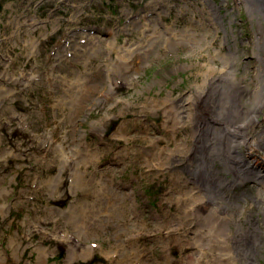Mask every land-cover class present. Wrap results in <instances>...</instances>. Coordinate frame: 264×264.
<instances>
[{
  "label": "rangeland",
  "instance_id": "obj_1",
  "mask_svg": "<svg viewBox=\"0 0 264 264\" xmlns=\"http://www.w3.org/2000/svg\"><path fill=\"white\" fill-rule=\"evenodd\" d=\"M154 1L0 0V264L219 263L203 211L204 100L190 99L201 93L200 54L165 39L129 53L109 46L146 44L155 29L144 23L158 14L162 34L174 11ZM216 1L247 21L237 0ZM205 14L191 33L220 43ZM250 41L246 86L258 66ZM74 243L92 253L74 256Z\"/></svg>",
  "mask_w": 264,
  "mask_h": 264
},
{
  "label": "bare ground",
  "instance_id": "obj_2",
  "mask_svg": "<svg viewBox=\"0 0 264 264\" xmlns=\"http://www.w3.org/2000/svg\"><path fill=\"white\" fill-rule=\"evenodd\" d=\"M226 1L222 0V3L225 5ZM199 2L155 0L152 3L154 10L168 8L174 11L173 19L170 24L166 22L162 34L157 38L153 35L163 23V18L158 14L144 23L149 31L155 29L150 32L146 44L135 40L126 41L120 46L116 43L109 46L113 50L122 49L129 53L132 50H146L157 40L165 39V47H168V43L185 42L189 52L200 54L199 65L203 68L201 93L191 95L190 99L191 104L199 98L204 100L203 120L200 121L204 127L201 140L206 165L205 178L202 180L205 186L203 211L210 226L218 229V264H259L257 256L264 253V247L261 246L264 241V0L235 1L237 6L246 8L248 17L244 23L235 22L234 14V18H229L230 6L226 5L227 11L222 12L216 0H202L201 5ZM205 12L213 19L205 14L208 17L204 20L209 25L210 22L217 24L220 43L209 41L208 35L197 39V35L190 31L192 29L189 26L203 23L199 14ZM181 17L185 18L186 35H182L185 33L178 28L177 20ZM249 22L253 28L251 37L245 29ZM230 24L231 28L234 26L237 29L233 36V48L229 40ZM249 40H253V53L258 66L256 73L248 80L251 85L246 86L243 84L246 75L240 71L239 60L242 54L249 52ZM245 96L249 97L248 106L243 103ZM152 101L157 99L153 97ZM119 134L126 135L122 126ZM215 161L220 163L222 171H217L216 175L212 170ZM59 183L61 181H56L54 189H59ZM253 184L256 187L251 189ZM257 213L262 216L261 219L255 217ZM66 240L71 243L70 238ZM72 247L74 256L80 250L88 255L92 253L89 248L82 250L79 243H74Z\"/></svg>",
  "mask_w": 264,
  "mask_h": 264
}]
</instances>
